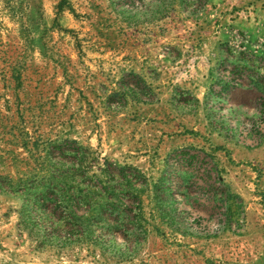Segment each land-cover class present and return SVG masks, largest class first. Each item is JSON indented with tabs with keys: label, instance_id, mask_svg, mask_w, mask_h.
I'll return each instance as SVG.
<instances>
[{
	"label": "rangeland",
	"instance_id": "obj_1",
	"mask_svg": "<svg viewBox=\"0 0 264 264\" xmlns=\"http://www.w3.org/2000/svg\"><path fill=\"white\" fill-rule=\"evenodd\" d=\"M207 2L0 0V264L259 258L218 169L264 131L255 77L176 69ZM52 183L69 205L92 200L75 212L85 220L36 204Z\"/></svg>",
	"mask_w": 264,
	"mask_h": 264
},
{
	"label": "crops",
	"instance_id": "obj_2",
	"mask_svg": "<svg viewBox=\"0 0 264 264\" xmlns=\"http://www.w3.org/2000/svg\"><path fill=\"white\" fill-rule=\"evenodd\" d=\"M192 19V45H181L176 69L208 77L224 72L228 64L234 74L252 71L255 79L264 80V0H208ZM255 79L251 87L264 105V85ZM219 85L222 91L233 88L230 81ZM257 124L264 128V120ZM239 140L221 152L218 169L244 206L245 227L253 224L254 246L259 248L254 264H264V241L258 238L264 234V131L244 132Z\"/></svg>",
	"mask_w": 264,
	"mask_h": 264
},
{
	"label": "trees",
	"instance_id": "obj_3",
	"mask_svg": "<svg viewBox=\"0 0 264 264\" xmlns=\"http://www.w3.org/2000/svg\"><path fill=\"white\" fill-rule=\"evenodd\" d=\"M57 149H59V147H57ZM180 154L183 155V156H187L188 155L186 152H181ZM188 158H189L188 160H191L194 157L189 155ZM54 186H55L54 183H52L51 187H49V185L45 186L44 187L45 192L44 193H39L38 197L40 198V201L36 202V204L41 206L43 203L44 204H48L49 203V204H52L53 206H55L58 209V211L60 212V214L63 216V221H62L63 224L64 223L69 224V222L73 221V220L75 221V223H77L78 220H79V222L85 220L86 219L85 217L77 216V215H75L76 214L75 212L79 211V209L81 207L91 208L92 200L86 202L84 199H82L80 197V196H82V194H77V195H79V197H77L75 199V202L72 203V205H69L68 204L69 203V196H68L67 191H64L62 189V187H60L59 191H57L56 187H54ZM74 189H76V188H74ZM77 193H80V192H77ZM73 194H74V196L76 195V193H73ZM51 195H54L55 198L51 199L50 198ZM106 210H108L106 208V206L103 207V211H106ZM42 211L45 213L44 210H42ZM68 226H72V225H68Z\"/></svg>",
	"mask_w": 264,
	"mask_h": 264
}]
</instances>
